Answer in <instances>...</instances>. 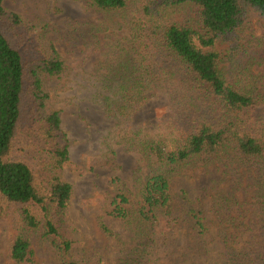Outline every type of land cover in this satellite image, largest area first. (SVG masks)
Wrapping results in <instances>:
<instances>
[{
  "label": "trees",
  "instance_id": "trees-1",
  "mask_svg": "<svg viewBox=\"0 0 264 264\" xmlns=\"http://www.w3.org/2000/svg\"><path fill=\"white\" fill-rule=\"evenodd\" d=\"M0 0V220L12 219L13 264H37L33 243L47 247L56 264H102L103 256L79 243L68 218L74 187L63 177L72 143L62 128L48 83L69 75L48 24L31 21ZM104 14L126 16L129 37L114 43L100 68L107 90L103 109L129 122L161 90L172 117L160 127L119 123L105 138L145 163L134 177V204L121 185L110 194L129 235L116 238V264H264V91L243 55L249 15L264 18V0H90ZM197 17L178 22L187 5ZM223 46V48H221ZM225 169L228 193L216 183L212 199L215 237L207 241L204 207L195 206L174 180L191 168ZM116 169L115 164H108ZM254 192L249 209L240 202L245 182ZM117 181H115L116 183ZM186 243L177 249L179 238ZM218 241L223 258L209 261Z\"/></svg>",
  "mask_w": 264,
  "mask_h": 264
},
{
  "label": "rangeland",
  "instance_id": "rangeland-1",
  "mask_svg": "<svg viewBox=\"0 0 264 264\" xmlns=\"http://www.w3.org/2000/svg\"><path fill=\"white\" fill-rule=\"evenodd\" d=\"M5 6L31 21L48 24L50 37L69 67V75L48 83L49 91L57 109L62 111V128L72 143L70 163L63 169V177L74 187V197L68 218L75 224L79 243L90 253L103 256L102 264H116L113 255L116 238L107 237L100 228L103 221L120 239L128 238V231L119 218L113 216V201L110 194L116 186L128 189L132 203L138 200L134 193V177L145 170V163L137 153H130L116 144L111 150L105 144L110 132L119 123L129 127L149 125L160 127L172 117L170 101L161 90H155L149 104L129 122L119 121L106 115L103 97L108 93L102 83L105 70L100 62L107 59L114 43H125L129 37L126 16L109 15L91 6L90 0H6ZM197 8L189 4L174 15L178 22H186L197 17ZM243 40L252 41L250 53L243 55L244 62L252 63L253 72L261 77L260 88L264 91V18L256 13L249 15L242 28ZM223 48V46L221 47ZM108 164H115L116 169ZM225 180V169L220 166L191 168L174 180V188L186 190L195 206L203 203L204 224L207 241L215 237L212 199L206 198L208 188L219 183L220 189L228 193L230 185ZM239 194L245 209L253 201V189ZM115 181H117L115 183ZM15 234L14 222L0 220V264H13L9 260V249ZM186 243L182 235L177 243L181 249ZM209 261L223 258L222 245L214 240L208 244ZM34 257L37 264H56L51 251L34 241ZM190 264V263H185Z\"/></svg>",
  "mask_w": 264,
  "mask_h": 264
}]
</instances>
